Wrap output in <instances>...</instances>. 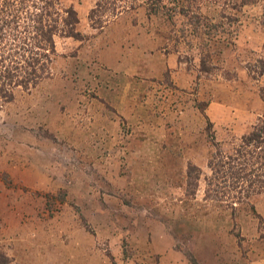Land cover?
<instances>
[{
	"label": "rangeland",
	"instance_id": "1",
	"mask_svg": "<svg viewBox=\"0 0 264 264\" xmlns=\"http://www.w3.org/2000/svg\"><path fill=\"white\" fill-rule=\"evenodd\" d=\"M54 1L78 35L0 106V260L264 264V188L209 166L264 119V0Z\"/></svg>",
	"mask_w": 264,
	"mask_h": 264
},
{
	"label": "trees",
	"instance_id": "2",
	"mask_svg": "<svg viewBox=\"0 0 264 264\" xmlns=\"http://www.w3.org/2000/svg\"><path fill=\"white\" fill-rule=\"evenodd\" d=\"M63 13L54 0H0V106L11 101L15 91L29 90L44 77L53 35H78L74 11ZM209 166L227 186L241 183L249 191L255 182L254 190L264 188V119L240 137L229 159L210 160Z\"/></svg>",
	"mask_w": 264,
	"mask_h": 264
}]
</instances>
